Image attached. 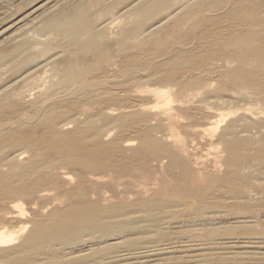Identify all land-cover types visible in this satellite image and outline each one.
Instances as JSON below:
<instances>
[{"label":"bare ground","instance_id":"6f19581e","mask_svg":"<svg viewBox=\"0 0 264 264\" xmlns=\"http://www.w3.org/2000/svg\"><path fill=\"white\" fill-rule=\"evenodd\" d=\"M120 1L121 0H117L116 3ZM136 1H138L137 5H135V21L137 24L156 13L159 19L153 22L154 24L152 26L169 25V28L167 26L166 29L168 31L171 25L174 29H172V33L173 31L175 32L173 35L179 44L185 45L190 37L196 33L197 41L201 47V53L197 58H199L201 62L207 60L212 61V64L215 63L213 69H200L198 66L200 69L199 71L198 68H196L198 70V75L193 76L191 75L192 72H190V75H187L189 72L186 73L187 67L196 64L195 57L186 54H178L170 58V62L168 63L169 67L160 72L155 71V78L157 80L162 83L175 85V87H177L176 89H179L175 90V94L173 93L174 95H169L174 99L175 104L172 103L174 105L170 110L166 107L169 110L167 112L161 113L162 111L158 112L153 107H151V109L150 106H144V104L140 102L139 94L141 92H137L133 87V90L128 91H131L129 97L134 101L133 104L123 106L121 110L120 107L119 109L117 107L115 110L116 106L115 108H108L106 110L108 115L113 114V112L117 110L122 111L117 117H107L106 114L102 113L100 107L101 110H98L96 113L92 110L95 114L88 116L86 121L82 122L83 126L80 128L79 125L74 132L61 131L58 128L59 122L56 121V119L48 120L47 118L46 127H44L42 133L40 132L43 135V138L41 137L40 140V148L43 150L41 159L33 162L29 160V163L17 166L11 177L9 175V177L2 176L4 174L0 176L3 190L21 199H26L27 202L25 201V203L29 205L28 210L36 216L32 221L26 220L19 215L17 207L15 208L16 211H14L10 205L0 210V264H66L71 263V261H68L62 254L66 255V253L70 252L79 253L76 254L79 260L87 259L88 256L86 255L88 254L85 252L92 244L106 242L112 234H116L117 238L123 239L134 234V231L137 233L139 227L137 225V220L140 217L138 214H146L154 211L158 219L161 213L166 212L169 208H175L176 204H180L178 203L180 202L179 200H183L185 197H195L196 202L201 205L205 199H209L211 202L210 205L208 204V207L203 206L204 209L209 208L208 214L204 216V220L203 217L200 218L194 223L195 225H209L207 221L214 220V217H217L215 215H222H219V213L217 214L216 212L219 211L214 210L221 206L225 209L223 211L230 212L231 209L234 211V208L237 206V208H241L245 214H247V217L252 219L254 217L256 218L257 215L264 217V0ZM205 2L210 3L209 5L213 6L214 9L221 10L220 14L222 13V15L214 18L204 17V23L198 21V15L202 14V16H205L206 13L204 12L203 15L202 10V12L200 11L201 13H197L194 8L197 7L198 9V6ZM127 4L125 7H131V5H133V3L128 6ZM110 9L111 8L107 9L103 7L101 10L103 13H107L110 12ZM94 19V15L82 12L79 7L73 5L67 10L47 15L45 25L47 28L50 27L56 30L64 41L73 43L74 45H79L80 38L84 32L88 31L90 33H87L89 36L86 35L88 38H85L81 44L82 46L89 47L95 46L96 44V36L93 31H90V25ZM117 19H119V17ZM132 35L136 34L132 33L129 36L120 37V48H122L123 51L127 49L126 45L128 43V38ZM61 38H59V40ZM168 38L170 37L168 36ZM168 38L166 41L174 37H171L169 40ZM190 41L192 40L190 39ZM70 43L66 45V47L72 45ZM198 43L197 46L199 45ZM32 44L34 45V43ZM24 45L21 53L18 55L12 53L10 60L7 59L13 64V70L31 63L35 57V55L28 53V49ZM188 48L189 47H187V49ZM76 54L78 53L76 52ZM85 57L83 56L82 58ZM88 58L90 60L91 57L89 56L86 59ZM2 59L1 57L0 61H2ZM100 61L101 57L97 56L93 61L90 60L89 63L87 61V64L79 70L64 71L60 74V81L56 84L52 83L49 86L47 85L44 91L50 96V100H52V98L58 99L59 97L60 101L62 98H68L70 96L71 98L72 96H77L76 98L82 97V95L84 96L88 92L87 90L92 88L98 89V87L105 84L108 79L103 80L106 73L102 75L100 74L101 71H99V73L97 72L100 76L96 74L89 76V74L93 73L94 62L99 63ZM107 67L110 69V66ZM121 67L123 66L121 65ZM31 68L30 70L33 71ZM123 68L126 69L127 67ZM123 68L122 70H125ZM30 70L27 69L28 72ZM131 70L129 73L132 72ZM123 73L124 75L127 74L126 71ZM22 74L23 73H21V75ZM108 74L109 72L106 76L111 75V72L109 75ZM209 74L211 77H208ZM87 75L89 79L86 78ZM138 75H135V77L131 75V77L125 79L124 83L127 85L141 80ZM84 78H86V82H84ZM123 78L122 80H124ZM122 80L120 83L123 82ZM26 82L28 81L25 80V83ZM76 82H80L81 84L77 86L75 90H70L71 86ZM25 83L22 84L23 87ZM212 83H214L213 87H215V83L217 84L215 88L210 87ZM44 84L45 82H43V85ZM136 87L138 88V86ZM210 88L212 90H210ZM244 89H247V92H245ZM145 91L143 93L144 95L146 94ZM59 92H61V94H59ZM111 92L112 91H108L106 94H111ZM160 92L161 91L158 93L160 94ZM229 92H231V95L228 94ZM28 93H30L29 90ZM106 94H101L100 92L102 96H106ZM163 94L161 93L160 95ZM160 95H158V97ZM140 96L142 95L140 94ZM114 97H112V99ZM166 100L169 101L167 98L165 101ZM161 101L164 100L161 99ZM157 103L159 104V102ZM51 105L49 106L51 107ZM76 105L78 106V104ZM11 107L13 108V105H11ZM46 108L48 109V107ZM57 108L58 107H56V109ZM149 108L155 111V113H150ZM18 109L17 107V110ZM224 110H226V112L228 111L226 115H228L229 112L234 114H231L232 117L229 114L231 117L230 120L233 117L235 118L226 124L224 122L225 126L221 128L220 131L218 127L219 123L223 122L221 121V116L225 117V114L223 115ZM10 111L12 112V110ZM84 111L86 110L84 109L83 112ZM127 118L136 123L137 130L134 138L138 142L137 146L131 149L132 151L129 155L125 153V150L129 149L126 148L127 146L133 144L130 139L124 140L122 144L115 140L103 143L100 135L101 123L103 121L108 120L114 123L116 122L119 126H122L125 124L124 122ZM227 119H229V117ZM227 119L225 121H227ZM30 121L32 120L30 119ZM163 121L167 122L166 126L169 124V126L177 129H167V131L170 130L169 132L172 134L166 132V129H163L161 126L164 124ZM1 122L5 125L7 124L6 121ZM9 125H11V123ZM214 128L218 130V134L216 133L217 135L213 139V136L210 137L209 133L212 129L214 130ZM157 130H161L162 138H157L155 134ZM172 131L178 132V137L174 135ZM209 146L217 148L216 152L213 151L215 155L210 165L217 169L224 168V172L221 175L217 174V176H212L206 172H201V169L197 166L201 163L199 159H202V155L208 150L207 148H210ZM22 152H17V155L20 156ZM2 156L4 158L2 157L1 159L4 161H10L5 154ZM25 157L24 155V159ZM210 158H212V156ZM24 159L21 160L24 161ZM152 159H157L161 164L164 162L162 168H166L170 179L175 182L179 179L181 182L187 184L190 181H197L201 178L204 179L205 182L202 187H197L195 189L190 188V183L187 185L188 187L182 183L184 185V190H178L176 188L175 191L170 192L169 189V191L166 192L168 195L166 199L146 197L148 193H146V195L144 193L143 195L140 190L135 188L140 186L132 185L136 182V185L141 184L142 186L141 182L145 180L146 184L147 182L150 183V181H147V174H149L150 165L152 164H150V160ZM160 163L156 162L157 165H161ZM10 164L14 165L12 162ZM138 175L145 176V178H141L142 176ZM137 179H141L142 181L140 180L139 182ZM155 180L159 183L156 178ZM144 184L145 183H143V186ZM146 184L144 187H146ZM149 185L151 184H147V186ZM145 189L148 190L151 188L146 187ZM196 189H198V191ZM149 191L150 190H148V192ZM200 192H202V194ZM213 196L216 198L212 200L211 197ZM0 197L3 198L2 196ZM10 201L12 200L10 199ZM58 203L63 204V206L60 205L61 208L55 206V204ZM179 207H183L184 211H189L190 209L188 203ZM225 207H228V209ZM193 209L195 211L192 213L201 217L202 209L199 207ZM46 211L47 215L45 216L40 217V215L37 214L38 212L44 213ZM230 212H227V218L228 216L230 217ZM151 215L154 216L155 214ZM221 217L224 216L222 215ZM242 217H245V215ZM234 219L237 218L233 217V220ZM229 220H223L224 222L220 223L231 225ZM152 221L156 220L153 219ZM239 221L240 220H238V224ZM245 221L243 222L245 223ZM31 222V230L26 232L24 229H26ZM11 226H19L21 232L24 230L26 234L21 237L20 241L15 246L2 248L9 242H12L11 240L15 237L12 235L13 233L10 232L11 230L8 231V228ZM96 232H99L100 236L97 238L92 237L91 242H79L73 246L67 245L68 239L80 241L85 234L92 235ZM242 235L243 233L240 237H242ZM242 238L237 239L239 243H248V240L243 241ZM257 243L259 242L257 241ZM222 244L224 245V242ZM235 244L233 245L236 246ZM231 248L233 247L231 246ZM159 255H161V252ZM163 260L164 259H162V261Z\"/></svg>","mask_w":264,"mask_h":264},{"label":"rangeland","instance_id":"374dc122","mask_svg":"<svg viewBox=\"0 0 264 264\" xmlns=\"http://www.w3.org/2000/svg\"><path fill=\"white\" fill-rule=\"evenodd\" d=\"M116 1L117 0H99V1L97 0H0V58L1 57L3 58L2 61H0V113H1L0 114V123H1L0 124V152L2 151L0 154L2 155L5 154L7 159L9 158L10 160L8 161L5 159L6 161H4L3 159H1L3 156L0 155L1 156L0 157V176L4 174L2 176L6 177L9 175L11 177L13 175L15 168H17V166H21L23 164L29 163L30 162L29 160H32L31 162H33V161H38L41 159V155L43 156V150L40 148V144H41L40 140H41V137L43 138V135L41 133L44 130V127H46V123L48 120L56 119V121L59 122L58 128L61 131L74 132L75 130H77L79 125H80V128L83 126L82 122H85L88 116L95 114L98 110L102 109L101 110L102 113L106 114L107 117L109 116L112 118L117 117L119 116L118 114L122 112L120 110L123 109L122 108L123 106L134 103V101L129 97L131 91L128 92L129 90H133V89L136 90L137 92H141L140 94L142 96H140L139 93L138 94L140 97V102H142L144 106L145 105L146 107L150 106V108L153 107L158 112L162 111L161 113L169 111L170 108L173 107V105L175 104L174 99L170 96L174 95L175 90H179V89H176L177 87H175V85L173 86L172 84L160 82L159 80L155 78V75H156L155 73L160 72L161 70L163 71L164 69L169 67L168 63L170 62L169 61L170 58H173L174 56H177L178 54H186L191 57H195L196 64H192L191 65L192 67L191 66L187 67L188 70L186 69V73L189 71L187 75H190L191 74L190 72H192L191 75L196 76L198 75V70L200 71L201 68H212L213 69V66L215 64L214 62H213L214 64H212V61H207V60L201 62V60L197 58L199 57L201 53L200 51L201 47L197 41L196 33H194L192 37H190L192 41H190L189 39L185 45L179 44L177 42V39L173 35L175 34V32L173 31L172 33L173 28L171 25H170L171 30L170 29L168 30L169 32L166 30L167 26L169 28V25L152 26L154 24L153 22H156L159 19L156 13L144 19L141 23L137 24V22L135 21V18H136L135 16L136 6L135 5H137L138 1L121 0L118 3H116ZM132 3L133 5H131ZM126 4L127 6L131 5V7L130 6L125 7ZM209 4L210 3L205 2L204 4L199 5L198 9L197 7L194 8L196 9L197 13H199L201 10L203 11V15H204V12L206 13L205 16H202V14L198 15V21L204 23L205 18H209V17L214 18L216 16L222 15V13L220 14L221 10H216L213 8V6H210ZM73 5H76V7H79L82 12H86L87 14L94 15L95 19L90 25L91 27L90 31H93L96 36L95 46H89L90 47L89 48L87 46H82L81 44L85 40V38H88L86 36L90 34L88 31L84 32V34L80 38V44L74 45L73 43L64 41L61 38V36L58 35V32L56 30L50 27L47 28V26L45 25L47 15L51 13L67 10L71 8ZM103 7L107 9L111 8L110 12L103 13L101 10ZM215 13L216 14L219 13V14L216 15ZM118 17L119 19H117ZM166 31H167V35H166ZM132 33L133 34L135 33L136 35L130 36L129 37L130 39L128 38V41H127L128 43L126 45L127 49L123 51V49L120 48L121 47L120 39L123 38L124 36L125 37L127 35L129 36ZM168 36L170 38L171 37H174V38L170 39L168 38ZM166 37L168 38V40L169 39L170 40L166 41L167 39ZM59 38L61 39L59 40ZM193 42H196V43H193ZM32 43H34V45ZM69 43L72 45H70L69 47L68 46L66 47V45H69ZM197 43L199 44L198 46H197ZM23 45L27 47L28 53L35 55V57L31 61V63L32 62L33 63L26 64L18 69L13 70V67H12L13 64H11V62L8 61L7 59L10 60V56H12V53L17 54V55L21 53ZM186 46L189 48L187 49ZM178 47H180L183 50H181ZM76 52L78 54H76ZM86 52H87V55H86ZM82 55L86 57L82 58L83 57ZM128 55L133 58L129 57ZM89 56L91 57L90 60L92 61L97 56L101 57V61L99 63L94 62L95 65L92 70L93 73L91 72L92 74H89V76H92L93 74L100 76V74L103 75V73L104 74L106 73L103 77L104 79L103 78L102 79L106 80L108 78L107 79L108 81L106 80V82L108 83L105 82V84L101 85L102 88L101 86H99L100 88L98 87V89L92 88L90 90H87L88 92L84 95L85 97L83 95L82 97H78V98H76L77 96H72L73 98L72 99L70 96L68 98H62V100L60 101L58 97V99L52 98V100H50L51 99L50 96H48L46 91H44V89L47 88L46 86L47 85L49 86L52 83L56 84L57 82H59L60 77H61L60 74H62L64 71L79 70L80 68L85 66L87 64V61L88 63L90 62L89 58L86 59ZM111 59L112 61L115 62V64L114 62L111 61ZM121 65L127 68L125 69L121 67ZM159 65H162V66H159ZM107 66H110V69ZM128 66L129 67L132 66V67L129 68ZM198 66L200 69L198 68ZM30 68L33 71H31ZM122 68L125 70H122ZM196 68H198V70ZM27 69H29L30 71L28 72ZM130 70L132 71L130 72L131 74L129 73ZM99 71H101L100 74H98ZM107 71L109 72V74L111 72V75L108 74L109 76H106L108 73ZM122 71L123 72L126 71L127 74L124 75ZM151 72L153 75L151 74ZM21 73L23 74L21 75ZM131 75H133L134 77L135 75H138V77L141 78V80H137L135 82H132L131 84L126 85L124 81L125 79L131 77ZM208 77H211L210 74L208 75ZM86 78L89 79L88 75L86 76ZM86 78H84V80ZM122 78L124 80H122ZM37 79L38 81L40 80L39 81L40 84L37 81ZM42 79H44L45 81ZM25 80L28 82L25 83ZM121 80L123 81L122 83L124 84L120 83ZM43 82H45L44 85H43ZM84 82H86V80ZM23 83H25L24 87L22 85ZM36 83H37V86H36ZM216 83H215V87L217 85ZM31 84L33 85V87ZM80 84H81L80 82H76L75 84L71 86L70 90L72 89L75 90V88L79 86ZM213 85L214 83H212L210 87L215 88L213 87ZM136 86H138V88ZM211 88L210 90H212ZM109 89H112V90H109ZM148 89H150L152 92ZM28 90L30 93H28ZM143 90L144 91L146 90L145 95L143 94L144 93ZM108 91H112L111 94H106L108 93ZM159 91H161L160 94L161 93L163 94L164 91L165 92L163 95H160L158 93ZM244 91L247 92V89L246 90L244 89ZM100 92L101 94H106V96L100 95ZM118 93H119V96H118ZM152 93L153 94L157 93L160 96L158 97V95L156 94L154 95L156 97H154L152 96L153 95ZM59 94H61V92H59ZM228 94L231 95V92H229ZM164 95L169 101L167 100L165 101L166 98ZM112 97L114 98L112 99ZM70 98H71V101H70ZM161 99L164 101H161ZM156 101L159 102V104ZM15 104L19 108L18 110ZM76 104H78V106ZM11 105H13V108L11 107ZM49 105H51V107ZM157 105H159L160 107ZM46 107H48V109ZM56 107L58 108L56 109ZM117 107L118 109L120 107L119 111L117 110L113 112V114H109V115L108 113H106V110L108 108H115L116 110ZM166 107H168L169 110ZM84 109L86 111L83 112ZM151 109H150V113H155V111ZM10 110H12V112ZM92 110H94L95 113H93ZM6 111L7 112L10 111V112L7 113ZM225 112L226 110L223 111V115L225 114V117L221 116L222 118L221 121L223 122L219 123L218 128L220 129V131H221V128H224L225 126L224 122L226 124L235 118L233 117L230 120V118L232 117L231 114L233 113L229 112L228 115H226L228 111L226 113ZM229 114L231 115V117ZM226 116L227 118L229 117V119H227ZM47 118L48 120H46ZM30 119L33 122L30 121ZM226 119L227 121H225ZM1 121L3 122L6 121L7 124L5 125ZM9 122L11 123V125H9L10 124ZM163 122L164 124L161 126L163 129H166V132L171 133L169 132L171 130L170 128L177 129V128H173L169 126V124H167L166 126L167 122L165 121ZM124 123H125L124 125L119 126L116 122L114 123L108 120L103 121L101 123L100 135L102 137L103 143H108L112 140H115L122 144L124 140L130 139V141L133 142V144L127 146L126 148H129V149L125 150V153L129 155L131 154V151H132L131 149L136 147L138 144L137 140L134 138L137 128H136V123L134 121H131L129 118H127ZM1 126L3 128L5 126L6 127L3 130ZM167 129H170V130L167 131ZM175 132H173V134L177 136L179 134L178 133L179 131L176 132V134ZM216 133L218 134V130L214 128V130L212 129L210 131L209 136L210 137L213 136L212 138L214 139L215 136L217 135ZM155 134L157 138H162L161 130H157ZM209 147L210 148H207L208 150L204 152V155H202L201 157L202 159L201 160L199 159V162L201 163L197 166L199 169H201V172L202 171L206 172L208 174H211L212 176L214 175L217 176V174L221 175L224 172V168L217 169L216 167L213 168L210 165L215 155L214 153L217 151V148H215L214 146H209ZM17 152H22V154L19 156L17 155ZM24 155L26 156L25 159H24ZM211 156L212 158H210ZM21 159H24V161ZM11 162L14 163V165L10 164ZM156 162L160 163L157 161V159L150 160V164L151 163L152 164L150 165L149 174H147L148 175L147 181H150V183L147 182V184H151L153 187L151 185L147 186L145 182L146 180L145 181L143 180L144 182H141L142 186L140 183H137L140 185H136V182H134L135 184L132 185V186L134 185L140 186V187H135V188L140 190L141 193H143V195L144 193L145 195L146 193H148L149 195L147 194L146 197L148 196L149 198L155 197L158 199L160 198L166 199L168 198V195L166 194V192L169 191V189H170V192L175 191L176 188L178 190H182V189L184 190L183 184L187 186L189 183H190L189 185L190 188L195 189L197 187H202L205 182V180L202 178L198 179L197 181H190L187 184L181 182L179 179H177L175 182L172 179H170V176L167 174L166 168L164 167L162 168V166H164L163 164L164 162L162 164L160 163L161 165L158 164L159 166L156 164ZM152 167L156 169H153ZM138 176H142V175H138ZM141 178H145V176H142ZM155 178L157 179L159 183L156 182ZM143 183L146 184L147 188H151V189H148L151 192L150 191L148 192V190L145 189L146 187H144L145 184L143 186ZM0 187H1L0 196L3 197V198L0 197L2 199V200L0 199V210L3 209L5 206L10 205L14 211H16L15 208L17 207V210H18L17 212L19 213V215L25 218L26 220L32 221L35 219L36 217L35 214L31 213L28 210L29 205L28 204H27L28 206L26 205L25 203L26 199H21L18 196L12 193H9L6 190H3L1 186V182H0ZM196 190L198 191V189ZM194 193H197V192H194ZM200 193L202 194V192ZM176 197L180 198L179 196H176ZM215 198L216 197L214 196L211 197L212 200ZM10 199L12 201H10ZM179 201L180 202L178 203L180 204H176L175 208H169L166 212L161 213L158 216V219L154 211L148 212L146 214H138V216L140 217L137 220V225L139 226L137 233L136 231H134L135 232L134 234L128 236L127 238H123V239L117 238L116 234H112V236H110L109 240H107L106 242L96 243L94 245L92 244L91 246L87 248L85 252L88 254L86 255L88 256L87 259L79 260V258H77L76 256V254H79L77 252L66 253V255L62 254L63 256H65V258L68 261H71V263H66V264H86V263L87 264H133V263L134 264H264V235H263L264 234V217L257 215L256 218L254 217L252 219L250 217H247L246 216L247 214H245V212L241 208H237V206L234 208V211H232L231 209V212L223 211L225 209L224 207L221 206L217 209L215 208L214 210L219 211V212H216L217 214L219 213V215L222 214L224 217L226 216L225 218L221 217L222 215L220 216L215 215L217 217H214L215 218L214 220L207 221L209 225L200 226V225H195L194 223L202 217L204 220V216L208 214L209 208L204 209L203 206L208 207L211 204L210 200L205 199L202 205L196 202L195 197H185L183 200H179ZM59 203L55 204V206L61 208L60 205L63 206V204H59ZM182 203L183 204L188 203L190 205L189 211H186V210L184 211L183 207H179L183 205ZM12 204L14 207L12 206ZM176 207H179V208H176ZM196 207L197 208L199 207L202 209L201 217L197 214L192 213L193 211H195L193 208H196ZM225 208L228 209V207H225ZM47 211L44 213L38 212L37 214L40 215V217H42V216L47 215ZM227 212L231 213L230 217L228 216V218L226 215ZM151 214H155V215L152 216ZM244 215L245 217H242ZM233 217L237 219L233 220ZM153 219H155L156 221H152ZM227 219L229 220L231 225L220 223V222H224L223 220H227ZM238 220H240L239 224H238ZM243 221H245V223ZM28 225L29 226L26 229H24L26 232H29L31 230L32 222L29 223ZM11 227L8 228V231L11 230L10 232H12L13 233L12 235L15 237L11 240L12 242H9L6 246L2 248H8V247L15 246L16 244H18L21 237L26 234L24 230L21 232V230L19 229V226H11ZM240 233L241 234L243 233L242 237L244 239L240 237L241 236ZM92 235L85 234L84 236H82L80 241H74L72 239H68L67 245L73 246L79 242L81 243L91 242L92 237L97 238L100 236L99 232L93 233ZM238 238L239 239L242 238L243 241L248 240V243L241 244L238 242L237 240ZM257 241L259 243H257ZM223 242H224V245L222 244ZM233 244H235L236 246H234ZM231 246L233 248H231ZM148 250H152V251H148ZM158 252L159 253L161 252V255H159ZM154 258L155 259L158 258V259L155 260ZM161 258L164 260L162 261Z\"/></svg>","mask_w":264,"mask_h":264}]
</instances>
